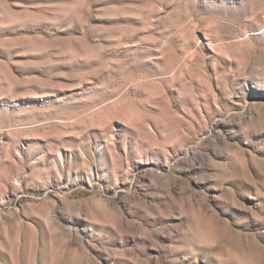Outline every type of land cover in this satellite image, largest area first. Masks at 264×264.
Segmentation results:
<instances>
[{"label":"rangeland","instance_id":"rangeland-1","mask_svg":"<svg viewBox=\"0 0 264 264\" xmlns=\"http://www.w3.org/2000/svg\"><path fill=\"white\" fill-rule=\"evenodd\" d=\"M0 264H264V0H0Z\"/></svg>","mask_w":264,"mask_h":264}]
</instances>
